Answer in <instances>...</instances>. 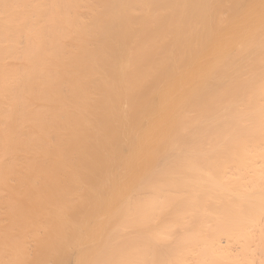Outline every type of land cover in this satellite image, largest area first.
Segmentation results:
<instances>
[{
	"label": "bare ground",
	"instance_id": "bare-ground-1",
	"mask_svg": "<svg viewBox=\"0 0 264 264\" xmlns=\"http://www.w3.org/2000/svg\"><path fill=\"white\" fill-rule=\"evenodd\" d=\"M0 264H264V0H0Z\"/></svg>",
	"mask_w": 264,
	"mask_h": 264
}]
</instances>
